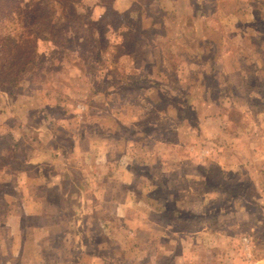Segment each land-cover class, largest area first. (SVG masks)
<instances>
[{"label": "rangeland", "instance_id": "374dc122", "mask_svg": "<svg viewBox=\"0 0 264 264\" xmlns=\"http://www.w3.org/2000/svg\"><path fill=\"white\" fill-rule=\"evenodd\" d=\"M79 1L0 87L1 259L264 264V0Z\"/></svg>", "mask_w": 264, "mask_h": 264}, {"label": "trees", "instance_id": "16d2710c", "mask_svg": "<svg viewBox=\"0 0 264 264\" xmlns=\"http://www.w3.org/2000/svg\"><path fill=\"white\" fill-rule=\"evenodd\" d=\"M100 1L104 5L108 3V0ZM198 1L192 2L195 5ZM80 4L79 0H0V23L8 21L17 24L10 30L8 37L0 39V87L5 84L12 85L14 80L13 86L16 85L17 80L14 77L24 72L29 73V69L24 67L31 63L36 64V55L40 54L38 40L41 38V28L51 30L56 34L55 39L63 41L66 35L86 23L83 14L78 11ZM58 13L61 16L58 22L49 20ZM54 38L50 39L53 41ZM92 47L97 49V46ZM76 193V190L72 192ZM10 217L8 223L12 224L13 219Z\"/></svg>", "mask_w": 264, "mask_h": 264}, {"label": "crops", "instance_id": "0c3cea01", "mask_svg": "<svg viewBox=\"0 0 264 264\" xmlns=\"http://www.w3.org/2000/svg\"><path fill=\"white\" fill-rule=\"evenodd\" d=\"M43 215H44V218H46L47 217V215H48V213H47V211L46 212H43L42 214H40V218H42L43 217ZM14 217H16V215L15 214H13L12 216H11V218H14ZM126 218H129V216L126 214V216H125ZM8 229H9V232L8 233H10V236L12 235V240H11V242H12V244L14 245V247H15V245H16V247H19L20 246V253H21V248L22 247H24V246H26V247H29V246H33L34 245V247H40L42 244V241L41 242H36V241H33V239H27V236H28V234L26 233V234H24V233H22V231L20 230L19 231V229L18 228H16L15 227V222L13 221V223L12 224H10V225H8V227H7ZM42 228V227H41ZM3 230V229H2ZM42 230L43 231H47V229L46 228H42ZM19 231V232H18ZM7 233V232H6ZM22 234H24V235H22ZM46 236L47 235H45L44 236V238H46ZM4 237H5V235H4ZM4 237L3 236H0V238L1 239H4ZM43 238V239H44ZM28 242V243H27ZM27 243V244H26ZM46 247V246H45ZM15 251H17V252H19V249H15ZM14 253H16V252H14ZM36 257H38V259H40V260H42V257L38 254ZM23 261L24 262H26L24 259H23ZM27 263V262H26ZM0 264H10L8 261H3L2 259H1V255H0ZM28 264H32V263H29L28 262Z\"/></svg>", "mask_w": 264, "mask_h": 264}]
</instances>
